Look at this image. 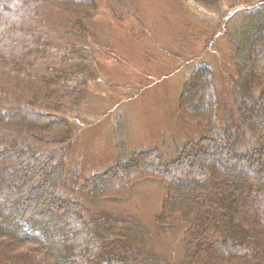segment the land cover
Instances as JSON below:
<instances>
[{"label": "trees", "instance_id": "obj_1", "mask_svg": "<svg viewBox=\"0 0 264 264\" xmlns=\"http://www.w3.org/2000/svg\"><path fill=\"white\" fill-rule=\"evenodd\" d=\"M2 3L0 181L12 192L0 188V264H171L154 242L160 230L181 226L179 264H264V38L258 46L264 18L250 19L231 41L237 78L230 80L229 105L220 100L209 64L185 82L179 112L200 139L187 142L167 164L157 150L133 157L140 176L168 185L154 219L158 233L134 215L99 206L90 213L84 204L127 196L133 184L127 178L136 175L131 164L87 175L66 169L75 137L69 118L80 115L91 94L89 81L79 77L87 72L88 48L98 46L87 27L96 0ZM106 8L123 24L133 20L118 0H106ZM202 96L208 112L198 116L192 104ZM69 183L71 198L61 194Z\"/></svg>", "mask_w": 264, "mask_h": 264}, {"label": "rangeland", "instance_id": "obj_2", "mask_svg": "<svg viewBox=\"0 0 264 264\" xmlns=\"http://www.w3.org/2000/svg\"><path fill=\"white\" fill-rule=\"evenodd\" d=\"M118 1L132 12L133 20L121 23L106 8V0H96V15L87 26L100 47L92 44L85 53L87 72L79 79L89 81L91 94L80 115L69 118L75 137L66 166L82 175L103 172L121 162L135 169L134 155L146 150H157L167 164L178 157L187 142L199 140L198 128L187 122L178 108L185 82L199 66L209 64L216 74L220 100L229 105L230 80L237 78L231 41L245 30L250 19L260 22L264 18V0H217L211 7L192 0ZM238 3L244 4L237 9L234 5ZM5 10L2 3V23ZM260 47L264 60V43ZM204 101L202 96L191 103L199 110L198 116L208 112ZM6 160L11 164L9 158ZM132 172L136 175L127 178L133 182L126 189L127 196L121 193L120 197L84 204L90 213L99 206L134 215L159 233L154 219L162 211L168 185L156 176H140L139 169ZM188 182L178 181L180 185ZM70 184L63 193L60 191L67 198L71 196ZM1 187L12 192L2 181ZM178 192L183 196L182 190ZM160 231L155 251L171 264H179L185 226ZM221 264L237 262L231 259Z\"/></svg>", "mask_w": 264, "mask_h": 264}, {"label": "bare ground", "instance_id": "obj_3", "mask_svg": "<svg viewBox=\"0 0 264 264\" xmlns=\"http://www.w3.org/2000/svg\"><path fill=\"white\" fill-rule=\"evenodd\" d=\"M263 38H264V31H263V34H262V39L258 42V46H259L260 43L263 41Z\"/></svg>", "mask_w": 264, "mask_h": 264}]
</instances>
